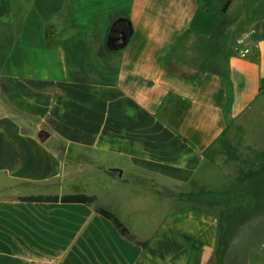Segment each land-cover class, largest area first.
I'll list each match as a JSON object with an SVG mask.
<instances>
[{
    "label": "crops",
    "instance_id": "0c3cea01",
    "mask_svg": "<svg viewBox=\"0 0 264 264\" xmlns=\"http://www.w3.org/2000/svg\"><path fill=\"white\" fill-rule=\"evenodd\" d=\"M228 1L0 0V264L212 257L218 219L201 208L139 218L120 204L131 241L93 205L23 199L71 195L74 154L95 155L126 182L130 168L195 183L229 122L264 100V14L240 19L237 0L225 10ZM226 21H237L243 37L218 36ZM113 26L129 32L119 50L107 46ZM175 101L184 108L173 128L160 115ZM220 198L229 196L192 199L207 206Z\"/></svg>",
    "mask_w": 264,
    "mask_h": 264
},
{
    "label": "rangeland",
    "instance_id": "374dc122",
    "mask_svg": "<svg viewBox=\"0 0 264 264\" xmlns=\"http://www.w3.org/2000/svg\"><path fill=\"white\" fill-rule=\"evenodd\" d=\"M233 14L240 19L245 15L248 19L252 15L254 18L260 17L264 14V0H237ZM233 22H224L218 32V36H225L226 42L243 37L240 34L243 27H237L234 25L237 21ZM183 108V102L175 101L173 107L160 117L175 128ZM90 156L74 154L73 173L78 179L73 181V193L67 196H93L96 199L94 208L96 205L106 208L102 203L108 204L115 209H106L114 214L118 213L120 204L132 206L133 210L127 208L126 213L139 218L151 214L155 218L183 209L201 208L218 219V246L204 264H263L264 100L229 122L224 135L204 158L198 179L188 186L147 173L139 175L127 168L128 173L132 174L129 184L123 177L118 179L110 168L102 167L95 155ZM135 175L137 179L134 180ZM132 182L137 183L138 187ZM129 186L140 188L142 193L129 194ZM206 192L227 195L229 198L221 197L216 203L199 206V202L192 198ZM153 221V232H156L157 219ZM147 229L152 230L151 227Z\"/></svg>",
    "mask_w": 264,
    "mask_h": 264
},
{
    "label": "trees",
    "instance_id": "16d2710c",
    "mask_svg": "<svg viewBox=\"0 0 264 264\" xmlns=\"http://www.w3.org/2000/svg\"><path fill=\"white\" fill-rule=\"evenodd\" d=\"M231 3H232V0H229L227 2L226 6H225V10L228 9V7L230 6ZM23 200H26V201L46 200V201H50V202L60 201L63 203H83V204H90V205H94L95 201H96V199L93 196H87L85 194L63 196L61 198H59L57 196L42 198V199L41 198H26ZM95 210L101 216L110 220L122 236H124L125 238H127L131 241L136 240L135 235L121 222L120 218L116 214L112 213L111 211L107 210L104 207L97 206V205L95 206ZM142 245L144 246L145 244L142 243Z\"/></svg>",
    "mask_w": 264,
    "mask_h": 264
},
{
    "label": "water",
    "instance_id": "95a60500",
    "mask_svg": "<svg viewBox=\"0 0 264 264\" xmlns=\"http://www.w3.org/2000/svg\"><path fill=\"white\" fill-rule=\"evenodd\" d=\"M129 32L124 28L113 26L107 38V46L112 50H119L123 48L128 42ZM49 134L45 131H41L38 135L40 142H44L48 138ZM111 172L120 177L122 171L120 169H111Z\"/></svg>",
    "mask_w": 264,
    "mask_h": 264
}]
</instances>
